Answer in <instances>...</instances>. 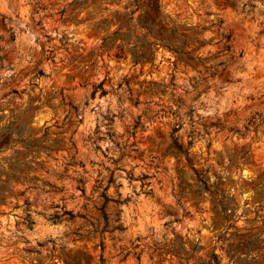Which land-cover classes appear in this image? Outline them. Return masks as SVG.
Returning <instances> with one entry per match:
<instances>
[{"label":"rangeland","instance_id":"374dc122","mask_svg":"<svg viewBox=\"0 0 264 264\" xmlns=\"http://www.w3.org/2000/svg\"><path fill=\"white\" fill-rule=\"evenodd\" d=\"M262 121L264 0H0V264H264Z\"/></svg>","mask_w":264,"mask_h":264},{"label":"trees","instance_id":"16d2710c","mask_svg":"<svg viewBox=\"0 0 264 264\" xmlns=\"http://www.w3.org/2000/svg\"><path fill=\"white\" fill-rule=\"evenodd\" d=\"M163 30L160 29V32L163 31ZM223 38H225V40L227 41L229 39V35H225ZM158 40H160L161 43H156V44H161V45L169 48L173 52L177 53L178 57H179V59L181 61L184 60L183 58H186L185 62L188 63V62H191V61H193L195 59V56L188 55V52L183 51L182 49H177V48L171 46L170 43H168L169 41H167V39H163V37H158ZM163 40H166V41H163ZM229 47L230 46L228 44H225L224 49L228 50ZM221 64H222V61L217 62V63L213 64L211 66V68H216L217 66H219ZM261 123L264 124V121H262ZM187 145H188L187 147H183L182 144L180 142H178L177 138H173V146L177 149L178 152L184 154L186 156V158H187V161L189 162L190 161V158H189V146L191 145V141H189ZM194 170L196 172V169H194ZM198 180L202 181L203 184H206L204 179H201V177H199V175H198Z\"/></svg>","mask_w":264,"mask_h":264}]
</instances>
